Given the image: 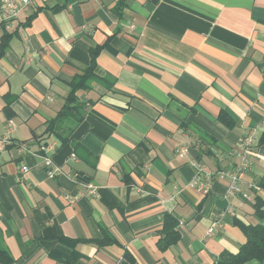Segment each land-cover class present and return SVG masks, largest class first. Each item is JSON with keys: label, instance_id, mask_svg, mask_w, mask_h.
Listing matches in <instances>:
<instances>
[{"label": "crops", "instance_id": "obj_1", "mask_svg": "<svg viewBox=\"0 0 264 264\" xmlns=\"http://www.w3.org/2000/svg\"><path fill=\"white\" fill-rule=\"evenodd\" d=\"M33 1L0 26V40L9 34L0 55V138L9 139L0 147V264L227 261L245 241L236 222H262L254 203H264V0H125L120 13L117 0ZM95 47L99 80L78 93L81 119L49 131ZM246 135L253 148L240 192L228 178L204 193L190 186L197 164L235 166ZM165 215L178 232L167 245Z\"/></svg>", "mask_w": 264, "mask_h": 264}, {"label": "trees", "instance_id": "obj_2", "mask_svg": "<svg viewBox=\"0 0 264 264\" xmlns=\"http://www.w3.org/2000/svg\"><path fill=\"white\" fill-rule=\"evenodd\" d=\"M123 5H125V0H117L115 11L119 12ZM120 13V12H119ZM9 34L4 33L2 39L0 40V55L4 52L7 46V40ZM99 51L98 47L90 49V63L82 73L75 75L69 82V90L65 97L64 103L56 116L47 122V129L49 131L56 132L59 125L66 120L71 118L73 122L79 121L82 114V105L78 103V93L82 90H86L92 81L99 80L97 75L94 73L95 57ZM62 141L65 137H61ZM260 141H264V133L262 134ZM263 201L258 197L254 203V213L256 216L262 220V222H256L255 224H243L236 222V224L242 230L245 241L239 246L236 253L231 254L227 261L219 262L218 264H243L246 262L253 261L254 264H264V207ZM176 221L170 216L165 215V238H167V244L173 243L178 239V232L175 229ZM103 240H98L97 242H102ZM75 260L72 257L68 264H73Z\"/></svg>", "mask_w": 264, "mask_h": 264}, {"label": "built area", "instance_id": "obj_3", "mask_svg": "<svg viewBox=\"0 0 264 264\" xmlns=\"http://www.w3.org/2000/svg\"><path fill=\"white\" fill-rule=\"evenodd\" d=\"M33 0H0V26L6 24L9 21L18 17L19 13L23 11L24 8L31 5ZM11 131V128L8 129V133ZM8 136H3L0 138V147L8 143ZM240 160L239 162L231 168H221L217 170H207L204 166L197 164L196 174L194 179L191 181L190 186L197 188L201 192H206L208 190V184L213 179H229V191L232 193H238L241 190L240 178L239 175L250 168V153L253 148L252 136H244L239 144ZM187 151L186 146L182 145L178 147L177 154L183 156ZM44 163L50 169L47 174L53 176L58 173V168L54 167L52 160L49 156L44 157ZM23 171L27 170V166H22ZM87 192L91 195L96 193V187L92 183L86 184ZM217 222L214 221L208 228V233H212Z\"/></svg>", "mask_w": 264, "mask_h": 264}]
</instances>
